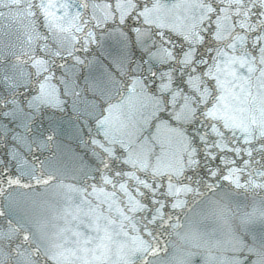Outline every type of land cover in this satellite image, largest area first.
Segmentation results:
<instances>
[{
  "label": "snow or ice",
  "instance_id": "obj_1",
  "mask_svg": "<svg viewBox=\"0 0 264 264\" xmlns=\"http://www.w3.org/2000/svg\"><path fill=\"white\" fill-rule=\"evenodd\" d=\"M226 185L264 191V0H0V264H150ZM20 189L62 197L43 252ZM249 235L219 264H264Z\"/></svg>",
  "mask_w": 264,
  "mask_h": 264
},
{
  "label": "clouds",
  "instance_id": "obj_2",
  "mask_svg": "<svg viewBox=\"0 0 264 264\" xmlns=\"http://www.w3.org/2000/svg\"><path fill=\"white\" fill-rule=\"evenodd\" d=\"M202 196H189L187 205L178 213L179 225L168 227L160 251L150 264H189V254L196 264H219L230 254L233 241L248 233L253 224L264 223V210L238 213L223 187L204 190ZM175 223V221H173Z\"/></svg>",
  "mask_w": 264,
  "mask_h": 264
},
{
  "label": "water",
  "instance_id": "obj_3",
  "mask_svg": "<svg viewBox=\"0 0 264 264\" xmlns=\"http://www.w3.org/2000/svg\"><path fill=\"white\" fill-rule=\"evenodd\" d=\"M41 251L43 252V250H41ZM12 259H13V261H14L16 258L13 257ZM37 260H38L39 264H44V260H43L42 257H37Z\"/></svg>",
  "mask_w": 264,
  "mask_h": 264
}]
</instances>
